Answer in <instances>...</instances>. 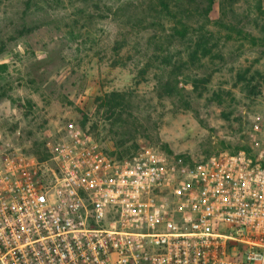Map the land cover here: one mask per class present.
Returning a JSON list of instances; mask_svg holds the SVG:
<instances>
[{"label": "rangeland", "instance_id": "rangeland-1", "mask_svg": "<svg viewBox=\"0 0 264 264\" xmlns=\"http://www.w3.org/2000/svg\"><path fill=\"white\" fill-rule=\"evenodd\" d=\"M161 1L0 0L1 143L44 154L72 123L108 154L248 150L255 118L264 132V0H215L207 19L198 0Z\"/></svg>", "mask_w": 264, "mask_h": 264}, {"label": "built area", "instance_id": "built-area-1", "mask_svg": "<svg viewBox=\"0 0 264 264\" xmlns=\"http://www.w3.org/2000/svg\"><path fill=\"white\" fill-rule=\"evenodd\" d=\"M199 162L108 155L75 124L45 160L0 140V264H264V132Z\"/></svg>", "mask_w": 264, "mask_h": 264}, {"label": "trees", "instance_id": "trees-1", "mask_svg": "<svg viewBox=\"0 0 264 264\" xmlns=\"http://www.w3.org/2000/svg\"><path fill=\"white\" fill-rule=\"evenodd\" d=\"M214 2H215V0H198L197 5L200 6L201 8H199L198 6H197V8L201 9V14L205 19L208 18L209 13L212 10ZM160 3H162L161 0H160ZM184 3L190 5V4H195L196 1L195 0H185ZM164 9L168 10L167 4H164ZM179 23H181V22H178V24ZM182 28H183V30L186 31V28H188V26H186V24L183 23ZM0 53H1V50H0ZM167 95L171 96L172 91H169V93ZM119 98L121 99L119 94H111L112 101L119 99ZM134 148H136V147L135 146L127 147L125 142H122V141L121 142H115V152L110 153V154L107 153V154L112 156V157H115L117 160H124L126 158H130L131 156H133L135 154V153L133 154V152H132ZM238 150H239V148L236 151H238ZM44 152L45 153L43 154V153L38 152V151H33V153L31 152V154L36 156L39 160H45L47 158L45 148H44Z\"/></svg>", "mask_w": 264, "mask_h": 264}]
</instances>
